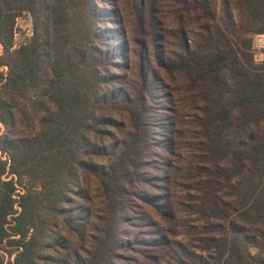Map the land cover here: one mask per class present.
<instances>
[{
	"label": "trees",
	"instance_id": "16d2710c",
	"mask_svg": "<svg viewBox=\"0 0 264 264\" xmlns=\"http://www.w3.org/2000/svg\"><path fill=\"white\" fill-rule=\"evenodd\" d=\"M122 1L0 0V252L264 264V47L260 63L252 52L264 0H125L132 23ZM107 4L127 37L102 24ZM22 13L32 34L12 48ZM157 83L170 147L177 120L185 145L168 191L141 192Z\"/></svg>",
	"mask_w": 264,
	"mask_h": 264
},
{
	"label": "rangeland",
	"instance_id": "374dc122",
	"mask_svg": "<svg viewBox=\"0 0 264 264\" xmlns=\"http://www.w3.org/2000/svg\"><path fill=\"white\" fill-rule=\"evenodd\" d=\"M108 9V13L106 18L101 17L102 24L107 22V27L111 28L112 30L116 31L118 30L120 35L112 36L111 39H115L114 41L120 40L122 38H125L126 30L122 27V23L119 20L118 17L113 16V6L110 4L105 5ZM121 7L123 9L124 14V20L127 23H132V17L130 10L128 8L127 3L125 0L122 1ZM110 12V13H109ZM116 23V24H114ZM127 32L130 34V29L127 30ZM114 33V34H115ZM32 34V19L28 13H22L20 16H18L15 20V29H14V35H13V47L17 48L20 44L28 40V38ZM127 37V35H126ZM264 47V34H253L252 35V52L254 61L256 63H260L263 59V52L262 49ZM3 52V46L0 44V61H4V59H1ZM5 65V64H3ZM3 65H0V74L4 75V73L7 71L5 68H3ZM7 67V66H6ZM8 69V67L6 68ZM155 97L153 99V112L152 114H147L150 116L148 125L146 126L147 133L149 135V153L147 154V157H144L145 162L143 163L140 171L141 173H145L150 178L149 184H144L143 186H140L139 191H148V192H154V193H162L167 192L170 184L168 182V178H174V180H177L178 177L176 176L175 167L180 165L179 156L182 155L181 148L185 145V140L181 137L180 131H181V123H178L179 120L174 123L175 126V132H176V143L173 147H170L171 139H167V137H170L172 134L168 133L163 126L164 123L169 120L171 112H170V106L167 101V97L165 94V90L162 87L161 84L157 83L154 88ZM174 128V127H173ZM189 134H185V137H187ZM173 149V152H172ZM169 150V152H168ZM169 162V166H168ZM153 165V166H152ZM177 170V168H176ZM168 177V178H167ZM152 178V179H151ZM173 192L176 194V191L173 190ZM175 200H177L175 198ZM74 211L75 207L73 206ZM150 212V211H149ZM152 214V213H151ZM99 216V213H98ZM157 219V216H152ZM97 217L95 216L93 218V222H97ZM96 220V221H95ZM137 228L136 231H139ZM143 229V228H142ZM147 229V228H144ZM129 226L125 223H121V232L123 234V237L125 238L126 231H129ZM143 234L139 235L141 237ZM79 242V239H77V236L74 237L73 243ZM121 253H123V250H119ZM128 255L135 256L136 254H131L130 251L127 252ZM13 255H8L5 252H0V264H7L9 260H12Z\"/></svg>",
	"mask_w": 264,
	"mask_h": 264
},
{
	"label": "built area",
	"instance_id": "2783aa9c",
	"mask_svg": "<svg viewBox=\"0 0 264 264\" xmlns=\"http://www.w3.org/2000/svg\"><path fill=\"white\" fill-rule=\"evenodd\" d=\"M3 68H5V70H7V69H6V68H7L6 65H3ZM5 74H6V72L4 73V75H5Z\"/></svg>",
	"mask_w": 264,
	"mask_h": 264
}]
</instances>
